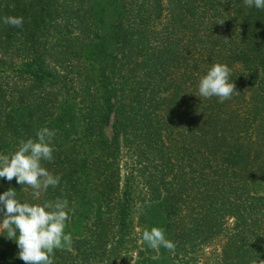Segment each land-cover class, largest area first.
<instances>
[{
  "label": "trees",
  "instance_id": "16d2710c",
  "mask_svg": "<svg viewBox=\"0 0 264 264\" xmlns=\"http://www.w3.org/2000/svg\"><path fill=\"white\" fill-rule=\"evenodd\" d=\"M7 16L23 17L22 27ZM217 62L238 91L223 103L198 92ZM44 126L56 135L43 166L59 185L35 197L0 178V194L67 199L71 257L85 260L95 242L115 257L129 249L140 186L174 227L177 257L214 245L211 264L264 260V195L253 187L264 179V10L243 0H114L107 14L93 0H0V154ZM6 235L0 264L19 252Z\"/></svg>",
  "mask_w": 264,
  "mask_h": 264
},
{
  "label": "clouds",
  "instance_id": "9594fccd",
  "mask_svg": "<svg viewBox=\"0 0 264 264\" xmlns=\"http://www.w3.org/2000/svg\"><path fill=\"white\" fill-rule=\"evenodd\" d=\"M243 3L245 7L264 10V0H243ZM224 21L218 24L222 25ZM4 23L22 27L23 17L7 16ZM230 76L231 69L227 64L214 63L199 80V97H216L221 103L231 99L238 91ZM55 135L54 130L41 127L34 139H21L17 150L11 155L0 154V178L9 182L15 178L17 184L29 186L35 197L46 193L49 187H57L60 176L43 166V162L54 159ZM68 205V200L60 197L44 200L43 203L21 202L13 188L0 194V213H3L0 230L6 231V237L16 242L18 257L25 264H53L54 250H71L72 235L65 232L70 219ZM141 239L157 252L161 247L170 252L175 250V244L166 238L165 230L160 227L143 230ZM158 258V255L152 257L154 260ZM253 264H264V260L257 259Z\"/></svg>",
  "mask_w": 264,
  "mask_h": 264
},
{
  "label": "rangeland",
  "instance_id": "374dc122",
  "mask_svg": "<svg viewBox=\"0 0 264 264\" xmlns=\"http://www.w3.org/2000/svg\"><path fill=\"white\" fill-rule=\"evenodd\" d=\"M93 2L98 8L104 7L107 14L114 5V0H93ZM105 20L107 19L105 18ZM106 134L107 136H111L110 129L106 130ZM253 187L258 194L264 195V179L254 181ZM139 188L140 186L137 191L138 195L134 197L133 206L130 210L129 219L131 221L132 229L129 239L130 241H127L129 243V249L126 252V249L122 248L120 249L121 251L119 250L120 254L118 257H115L116 253L115 255L110 253L108 250L109 247L106 243L95 242L93 243L94 247L91 248L93 251H96V253L93 254L88 252L85 260H78L73 254L71 257L70 253L68 254L67 249H63V251L60 249L54 250V256L52 257L53 264H211L213 260L214 245L206 246L202 249L201 247L195 249L191 253H187L185 257L182 256V254L177 257L175 251L170 252L161 247L157 252L148 247L146 243L142 242L141 234L145 229L150 230L152 227L163 228L165 230L166 238L170 241H173V239H170L171 236L169 237V233H173L174 235L176 231H174V227L171 229L167 227V220L164 218L163 212L158 210L155 205L146 201L143 196L145 191H142ZM83 212L84 218L87 217L90 219L95 216V210L88 209V211L84 210ZM226 224H229V222ZM71 231L74 232L77 231V229L74 226H71L70 232ZM84 242L83 247L85 246L86 248L88 243L92 244V239L90 238L88 243L86 241ZM72 244V251H74L73 246H76L77 244L74 242ZM110 255H112L111 261L106 258ZM156 255H158L159 258L155 260L152 259V257ZM14 260L15 261L12 264H25V262L18 256H16Z\"/></svg>",
  "mask_w": 264,
  "mask_h": 264
}]
</instances>
